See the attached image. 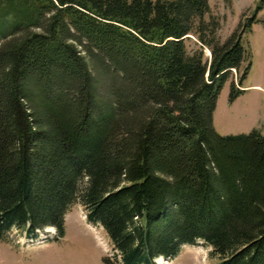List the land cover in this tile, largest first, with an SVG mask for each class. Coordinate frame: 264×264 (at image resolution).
<instances>
[{"label":"trees","instance_id":"obj_1","mask_svg":"<svg viewBox=\"0 0 264 264\" xmlns=\"http://www.w3.org/2000/svg\"><path fill=\"white\" fill-rule=\"evenodd\" d=\"M255 22L221 41L208 0H0V241L63 236L79 204L111 244L103 264L196 242L215 264H264V135L213 127ZM243 92L231 82L229 102Z\"/></svg>","mask_w":264,"mask_h":264},{"label":"rangeland","instance_id":"obj_2","mask_svg":"<svg viewBox=\"0 0 264 264\" xmlns=\"http://www.w3.org/2000/svg\"><path fill=\"white\" fill-rule=\"evenodd\" d=\"M259 0H208L210 13L218 17L220 28L217 36L221 41L229 37L239 23L255 15L257 22L254 28L244 35V45L250 55V70L241 82L239 74L232 71L229 79L220 91L216 103L215 121L213 127L220 135L247 134L252 130H259L264 135V95L256 98L249 85H260L264 92V7L255 13V6ZM189 48L192 42H187ZM206 58L210 52L204 50ZM93 75L98 81L100 90L106 91L109 87V77L100 67L89 62ZM231 82L236 89L246 92L224 111L229 102ZM254 108V109H253ZM210 249L202 242L193 245H184L176 257L164 260L165 264H215L210 257ZM111 244L97 226L91 225L85 218L83 208L79 204L70 207L64 216L63 236L48 227L38 233L34 240H27L17 230H11L0 241V264H103L104 258L112 259ZM157 259H155L156 261ZM157 260L154 264H159Z\"/></svg>","mask_w":264,"mask_h":264},{"label":"crops","instance_id":"obj_3","mask_svg":"<svg viewBox=\"0 0 264 264\" xmlns=\"http://www.w3.org/2000/svg\"><path fill=\"white\" fill-rule=\"evenodd\" d=\"M253 28H254V25L252 26V29ZM250 87L252 88V91L254 92V95H255L256 98L259 99V98H261V96L264 95L263 88L260 85H257V84H255V85H249V86H246L245 88H250ZM245 94H246V92L243 93V95H245ZM240 96H242V95H240ZM240 96H238L233 102H231V104H228L225 107L224 111L228 112L230 106H233L235 104V102L239 99ZM215 111H216V109H215ZM215 111L213 113L214 121H215Z\"/></svg>","mask_w":264,"mask_h":264},{"label":"bare ground","instance_id":"obj_4","mask_svg":"<svg viewBox=\"0 0 264 264\" xmlns=\"http://www.w3.org/2000/svg\"><path fill=\"white\" fill-rule=\"evenodd\" d=\"M157 260H159V261H158L159 264H165V261H164V260H162V261H161V259H157ZM157 260H156V261H157Z\"/></svg>","mask_w":264,"mask_h":264},{"label":"built area","instance_id":"obj_5","mask_svg":"<svg viewBox=\"0 0 264 264\" xmlns=\"http://www.w3.org/2000/svg\"><path fill=\"white\" fill-rule=\"evenodd\" d=\"M233 72H236L235 70H232Z\"/></svg>","mask_w":264,"mask_h":264},{"label":"water","instance_id":"obj_6","mask_svg":"<svg viewBox=\"0 0 264 264\" xmlns=\"http://www.w3.org/2000/svg\"><path fill=\"white\" fill-rule=\"evenodd\" d=\"M165 260V259H164Z\"/></svg>","mask_w":264,"mask_h":264}]
</instances>
